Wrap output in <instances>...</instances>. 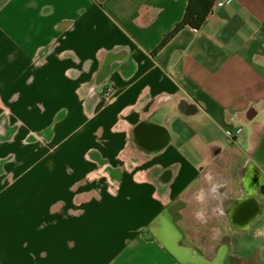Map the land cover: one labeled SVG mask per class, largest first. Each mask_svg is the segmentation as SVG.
<instances>
[{"label": "crops", "instance_id": "obj_1", "mask_svg": "<svg viewBox=\"0 0 264 264\" xmlns=\"http://www.w3.org/2000/svg\"><path fill=\"white\" fill-rule=\"evenodd\" d=\"M214 2L0 0V264H264V0Z\"/></svg>", "mask_w": 264, "mask_h": 264}, {"label": "rangeland", "instance_id": "obj_2", "mask_svg": "<svg viewBox=\"0 0 264 264\" xmlns=\"http://www.w3.org/2000/svg\"><path fill=\"white\" fill-rule=\"evenodd\" d=\"M112 100V96L103 95L104 104L111 103ZM91 114L92 113L87 112L86 117L90 118ZM238 131H240V128ZM261 131L263 132L264 129H261ZM28 133L30 136H33L32 139L35 141L34 145L36 147H45L47 150L53 151L58 146L47 139L50 134H45L36 130L32 131V129H29ZM80 146L81 150H85L84 144ZM101 150H105V147ZM126 151L140 152V150L133 145L127 146ZM204 196L205 194H201L200 199L196 198V200H193L192 202H183L181 205V211L177 212L176 220L180 228L187 234L189 241L195 248L206 247V249H212L215 246V238H219V236H217L219 233L226 232V226L223 223L213 221L214 219L210 216V214H204L205 210L202 205V199Z\"/></svg>", "mask_w": 264, "mask_h": 264}, {"label": "trees", "instance_id": "obj_3", "mask_svg": "<svg viewBox=\"0 0 264 264\" xmlns=\"http://www.w3.org/2000/svg\"><path fill=\"white\" fill-rule=\"evenodd\" d=\"M213 2L214 0H188L182 20L164 37L159 46L164 44L168 38L184 25H189L194 28L201 26L212 7Z\"/></svg>", "mask_w": 264, "mask_h": 264}, {"label": "built area", "instance_id": "obj_4", "mask_svg": "<svg viewBox=\"0 0 264 264\" xmlns=\"http://www.w3.org/2000/svg\"><path fill=\"white\" fill-rule=\"evenodd\" d=\"M214 1H215V0H214ZM214 4H215V2H213L212 7L210 8V10H209V12H208V14H207L208 16L212 14V9H213ZM112 92H113L112 87H111V86H107V87L104 89L103 94H104L105 96H111Z\"/></svg>", "mask_w": 264, "mask_h": 264}, {"label": "water", "instance_id": "obj_5", "mask_svg": "<svg viewBox=\"0 0 264 264\" xmlns=\"http://www.w3.org/2000/svg\"><path fill=\"white\" fill-rule=\"evenodd\" d=\"M260 141H261V144H260L259 151L257 152V156L259 157L261 161H264V137H262Z\"/></svg>", "mask_w": 264, "mask_h": 264}, {"label": "clouds", "instance_id": "obj_6", "mask_svg": "<svg viewBox=\"0 0 264 264\" xmlns=\"http://www.w3.org/2000/svg\"><path fill=\"white\" fill-rule=\"evenodd\" d=\"M198 199H200V197H198Z\"/></svg>", "mask_w": 264, "mask_h": 264}]
</instances>
